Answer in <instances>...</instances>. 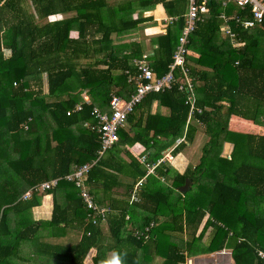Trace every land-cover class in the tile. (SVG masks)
<instances>
[{
  "label": "trees",
  "instance_id": "trees-1",
  "mask_svg": "<svg viewBox=\"0 0 264 264\" xmlns=\"http://www.w3.org/2000/svg\"><path fill=\"white\" fill-rule=\"evenodd\" d=\"M222 3L223 0H212L209 16L197 24L188 44L187 66L199 82L194 86V106L201 110L192 117L204 124L211 136L199 164L170 177L169 170L163 172L164 167H157V175L172 178L171 186L161 184L154 175L146 177V169L124 146L139 143L149 153V164H155L175 139L184 134L185 140L191 142L196 133L194 123L186 124L190 111L186 90L180 92L177 84L170 90L146 95L127 119L130 132H119V140L85 179L94 202L108 206L110 213L115 210L106 222L98 220L93 225L86 221L87 210L77 188L63 178L54 189L42 194L52 193L55 197L59 191L64 193L62 204L55 200L48 223L60 232L52 230L51 237L61 236L67 228L82 232L77 245L48 247L49 254L62 261L60 264H84L91 249L96 251L93 264H103L110 251L119 256L122 264H153L156 257L162 259L161 264H184L185 254L192 253L194 247L203 249V254H212L226 246L229 236L236 241L232 250L234 264H264L258 256L259 251L264 253V136L228 131L231 116L264 127V20L249 30L230 21L235 41L241 43L233 47L228 40L219 39V16L224 12L230 17L235 14L249 19L251 8L240 10L234 4L224 8ZM158 4L168 18L177 17L166 27L165 34L151 40L156 46L150 58L151 68L157 77H162L172 62L187 0H139L140 9ZM128 8L124 5L111 9L107 0H0V239L10 235V211L20 217L38 204V194L22 201L26 191L64 177L72 165L97 158L98 134L83 127L92 118V106L109 110L113 95L128 100L134 92L128 79L137 75V69L131 61L142 57L145 45L130 42L125 45L128 52L124 55L111 36L125 34L153 19L117 18L118 12H127ZM57 15L66 16L56 20ZM74 29L79 33L77 40L69 36ZM175 75L180 77L179 72ZM43 76L46 94L42 93ZM71 79L78 83L79 92L62 93ZM83 91L92 98V105L66 116L82 102ZM153 101H159L167 115H150ZM26 103L29 108H25ZM46 115L53 123L49 130ZM30 117L33 120L29 130L23 132L21 127ZM48 141L55 145H48ZM227 142L233 144V150L230 157L221 158ZM180 149L178 146L174 154ZM142 178L145 182L139 187L137 203L129 205L128 200L119 202L114 198L115 189L123 187L128 199ZM186 179L192 186L181 194L176 190ZM137 210L140 218L135 217ZM151 222L155 226L148 239H137L134 232L142 231ZM105 223L112 247L99 227ZM131 223L135 230L128 231ZM17 224L22 227L12 237V246L0 244V264H10L9 258L20 242L35 234L34 224L27 220H18ZM208 228L213 236L203 246L201 239ZM184 232L191 237L186 244L179 237Z\"/></svg>",
  "mask_w": 264,
  "mask_h": 264
},
{
  "label": "crops",
  "instance_id": "crops-1",
  "mask_svg": "<svg viewBox=\"0 0 264 264\" xmlns=\"http://www.w3.org/2000/svg\"><path fill=\"white\" fill-rule=\"evenodd\" d=\"M107 4L111 9H117V8L124 6V5H125V7H129L128 8L129 10L127 9L128 10L127 12H124V13L118 12L117 13V18H122V20H126V19L136 20L139 17H143V18L151 17L153 19L150 22L141 23L140 25H138V27L136 29L129 31V32H126L125 34L124 33L121 35L113 34L111 36V38L113 40V44L114 45H120L119 47L122 50L121 53H123L124 55L128 52V48L125 45L130 43V42L136 41L139 43H143L145 45V51H144L143 55L150 54L152 56L153 50L156 49V46L151 44L152 38H154L157 35L165 34L166 27L169 25L168 23H166V19L168 17L166 15L162 5L158 4V5L152 6V8H150V9H144V8L140 9L139 0H107ZM228 5H230V4H228ZM227 6H225V8ZM186 7H187V5H186ZM235 8H236V6H235ZM64 16H66V15H57L56 20H60ZM183 17H184V15H183ZM207 17H205L204 19H206ZM219 19H220V17H219ZM53 20L54 19H48V21H53ZM223 27H224V22L222 21V23L219 27V34H218L219 39L220 40H228L230 42V40L228 38H225L223 35V32L221 30ZM69 36L71 39L77 40L79 38V33L77 30L74 29V30L70 31ZM177 43H178V40H177ZM177 43H176V45H177ZM230 44H231V42H230ZM196 56H197V54H196ZM193 57H195V56H193ZM135 61H139V59H137V60L134 59L131 62L134 64ZM150 62L152 63L151 60H150ZM125 73L128 74V72H125ZM138 74L139 73L137 71V75H135V76L130 75L129 76L128 83H130L131 85L133 84L132 85L133 87H135L134 86L135 85V79L134 78L137 77ZM42 80H43L42 81V93L46 94L47 93V84H46L45 76L42 77ZM195 80L196 79L194 78V86H195V84L196 85L199 84V82L197 80L196 81ZM14 86H15V84H14ZM65 90H66V92L72 91V92L77 93V91L79 92V85L74 79L68 80V83L62 89V93L65 92ZM80 98L82 99V102L76 104L74 106L73 110H69L68 112H66V116H70L71 113L72 114L73 113H79V112L81 113V110L75 111L76 106L80 105L81 109H82V106L92 105V98L87 93V91L81 92ZM186 103H188V102L186 101ZM189 106H190V104H189ZM25 108H29L28 103L25 104ZM94 108H99V107L95 106V105L92 106L91 117H92V110ZM100 109L101 108H99V110ZM190 109H191V106H190ZM101 110L104 113H109L110 108L108 110V107H106V109H101ZM167 113H168L167 109L162 107L160 105L159 101H153L152 102L150 110H149L150 115H152V116H164V115H167ZM192 116H193L192 113H190V111H189L188 119H187V123H186L187 125L191 124V123L195 124L196 133H195V136L192 139V141L189 142V141L185 140L184 134L180 138L175 139L174 143L169 148H167V150L162 152V157H160L156 161V163L159 162L157 164L156 163L155 164H149V162H148L149 153L145 149V147H143L139 143H136L131 147L130 146H124L125 149L128 151V153L137 161V163L146 169V171H147L146 177L149 175H154V177L161 184L166 185V186H171L172 178L166 179L162 176L157 175L155 173V169L157 167H164L165 169H163V172H166V170H169L168 177H170V176H174V174H177V173L179 175H182L188 169L193 170L199 164V160L203 154V149L207 145V143L209 142L211 136L209 135L208 130L206 129L204 124H202L201 122H199L198 120H196ZM92 118L90 121H86L85 123H83V127L96 132L94 129H92V127H94L96 125L95 119L93 118V120H94L93 121ZM44 119H46V121H47V125H46L47 129L49 130L50 128H53V123H52L51 119L49 118V116L48 115L44 116ZM32 120L33 119L30 117V118H28L27 122L22 125L21 130L23 132H25L26 130H29V123L32 122ZM242 124H247L248 126L244 127ZM123 131L125 133L130 132L128 122H126V125H125ZM228 131L240 133V134L255 135L257 137L264 136V128L263 127L257 126L250 121L244 120V119H242L240 117H236V116L230 117L229 122H228ZM197 137H200L198 142H197V140H198ZM98 138H99V135H98ZM37 140L39 141V138H37ZM98 140H100V139H98ZM179 140L181 142L177 143V141H179ZM49 144H51L52 147L55 145V143L51 142V141L50 142L48 141V145ZM194 144H196V145L194 146ZM178 146H180L181 149L174 154L175 149ZM232 150H233V144L228 143V142L224 143L220 157L226 158L227 157L226 155L230 156V153ZM13 158H15L14 154L11 155V159H13ZM123 158L127 160V157L123 156ZM90 162H92V161H90ZM90 162H87V163H90ZM84 164H86V163H84ZM78 166H81V165H72V167H71L72 169L68 174L72 173L74 168L78 167ZM152 167H154V168H152ZM145 178H142L141 180H139L134 185L128 199L126 197V193H124L125 189H123V187L115 189V192L113 194L114 198L119 202H121L123 200H126V201L128 200L129 205H131L133 203H137L139 201V191H140L139 187L142 185V183L145 182ZM186 180H189V179H186ZM184 184H185V182H184ZM191 186H192V182H190L188 189ZM180 188H178L176 190L179 193H181L179 191ZM193 188H194L193 189V192H194L196 190V188L195 187H193ZM35 194H38L39 201H41V202H38V204H36L32 208H30L27 215L24 214V215H21L19 217V215L16 214L14 211L9 212V222H10V229H11L10 235H8V237H5L3 235L0 239V244L12 246V237H14V236H12V228L17 227V226H19V227L15 228V229L20 228V225L17 224L18 219H24V220H27V223H30L32 225L34 224L32 229L34 230L35 234L31 238H29L26 242H32V240L34 238H36V236L39 239L36 242V244L34 245V247L33 248L31 247L32 250H30V248H28L27 246H24L23 247V250H25L24 254H21L20 256L18 254L13 255V256L11 255V257L9 258L10 264H12V263L13 264H29L32 259H34L33 263L37 259L34 264H44V263L45 264H53V262H56L57 257L53 256L52 253H51L52 255L49 254V252H48L49 248L48 247L52 248V246H55V245H62V246L77 245L81 240L82 232L80 230H76V229H72V228H67L66 231H64V233L62 232L63 234L60 236L61 238H57L54 242H52L51 240L45 239L44 236L47 234L45 232H44L45 233L44 235H42V233H39V232H41L40 230H42V228H44V227H46L49 230V236H50V232L52 230L60 232L59 228L54 229L51 225H48V223L51 222V220H52V216L54 213V203L56 201H58L60 204H62L63 203L62 199H63L64 193L62 191H59V192L55 193V197L52 193L49 195H42L43 193L42 194L41 193H35ZM181 194H183V193H181ZM23 195L21 197L22 201H27V200L23 199ZM78 195H79V190H78ZM41 196H43L42 199H41ZM173 196H175V195H173ZM103 206H106V205H103ZM114 213H115V210H112V213H110L109 216L113 215ZM135 213H137V214H135V217L140 218L139 210H137V212H135ZM109 216L107 219H109ZM16 218H18V219H16ZM207 218H208V215L205 216L200 227L198 228V230L196 232V237L199 236ZM126 220L129 222V216L126 217ZM151 223H153L155 226L154 222H151ZM99 227L101 228V231L103 232V234L106 238V243L112 247L113 242L108 238V235H107L108 224L107 223L101 224ZM104 227H105L106 231H103ZM127 230L128 231L129 230H135V228L132 226V223H131V225L129 224L127 226ZM212 236H213V231L211 228H208L202 236V239H201L202 245L207 246L209 244ZM179 237H181L183 239V242H184L183 244L189 243L191 241V237L189 236L188 232H184V234L179 235ZM63 241H64V243H63ZM235 244H236L235 239L232 238V236H229L228 240L226 242V246L221 251L215 252L213 254H203V251H202L203 249L200 248L198 250V247L197 248L194 247L195 250L192 253H190L188 255H187V253L185 254L184 264H195L196 262H199L202 264V263L206 262L205 260L210 262L211 259H215V258H217V260L215 262L211 261L210 262L211 264H234V261L232 258V250H233V247L235 246ZM92 251L94 252V254L90 255ZM25 254L27 257H25ZM88 254L91 258V264H93L92 259L96 255L95 249H91L88 252ZM88 254L86 257H88ZM213 255H216V257ZM113 256H115V253L113 251L107 252V254H106L107 259H109ZM29 257H31L32 259H30ZM11 258H13V260H11ZM58 261L59 262L56 264H60L62 262L59 259H58ZM153 261H154L153 264H161L162 263V259L158 258V257L154 258Z\"/></svg>",
  "mask_w": 264,
  "mask_h": 264
},
{
  "label": "built area",
  "instance_id": "built-area-1",
  "mask_svg": "<svg viewBox=\"0 0 264 264\" xmlns=\"http://www.w3.org/2000/svg\"><path fill=\"white\" fill-rule=\"evenodd\" d=\"M211 2L212 0H187V7L183 17V28L173 52L172 63L169 65L168 72L164 76L157 77L155 75L151 68L150 54L142 55L139 61H135L133 64L139 74L134 78L135 89L129 96V99L126 100L113 95L110 100L109 113H104L98 108L92 110V117L95 119L96 124L92 129L97 132L100 139V148L97 151V158L90 163L75 167L72 173L66 175L63 179L72 183L79 190V197L87 210L86 221H91L93 225H95L98 220L101 223L106 222L110 214V209L108 206L99 205L94 202L85 179L96 162L119 140V132L124 129L129 115L133 113L135 107L142 102L144 97L150 93L170 90L172 86L178 84V90H186L188 94L187 102L191 106L190 113L201 112V110L196 109L194 106V78L190 75L186 59L189 54V38L194 33L197 24L202 22L203 19L209 15V6ZM228 4H234L240 10L248 6L251 8L252 17L249 19H241L237 15L230 17L225 13H221L219 16L224 22V27L221 29L224 37L228 38L234 47H239L241 43L235 41L236 35L231 30L230 21L234 20L245 30L253 29L255 26L260 25L264 20V0H223L222 6L224 8ZM176 21L177 17H169L166 19V23L168 24H172ZM177 72L180 74L178 78H176L175 75ZM80 110L81 106H76L75 111ZM180 142V140L177 141V143ZM61 179L62 177L53 178L34 186L24 193L23 199L29 200L35 193L42 194L54 189ZM152 228H154V224L150 223L145 226L142 231L136 230L134 235L137 239H148V234ZM258 256L264 260L263 252L259 251Z\"/></svg>",
  "mask_w": 264,
  "mask_h": 264
},
{
  "label": "rangeland",
  "instance_id": "rangeland-1",
  "mask_svg": "<svg viewBox=\"0 0 264 264\" xmlns=\"http://www.w3.org/2000/svg\"><path fill=\"white\" fill-rule=\"evenodd\" d=\"M264 128V127H263ZM198 138V140H197V142L199 141V139H200V137H197ZM196 144H194V146H195ZM201 154V153H200ZM224 154V153H223ZM227 157L226 158H228V157H230V156H228V155H226ZM198 159V158H197ZM199 162H200V160H199ZM239 164V163H238ZM194 189V188H193ZM42 197L43 196H41V199H42ZM40 199V200H41ZM39 202H41V201H39ZM16 219H18V218H16ZM15 219V220H16ZM18 220H20L21 221V219H18ZM17 221V220H16ZM19 226H17V227H13L12 228V233H13V236L15 235V233L16 232H18V230L19 229H15V228H18ZM21 227H22V224H21ZM20 227V228H21ZM41 232H39V233H42V235H44L45 233L48 235H45L44 236V238L45 239H48V240H51L52 242H54L57 238H61L60 236H56V237H51V236H49V230L46 228V227H44V228H42V230H40ZM103 231H106V229H105V227L103 228ZM45 232V233H44ZM38 237L36 236V238H34L33 240H32V242H26V241H23V242H20V244H19V246L16 248V252H15V254L14 255H21V254H24L25 253V250H23V247L24 246H27L28 248H30V250H32V248L34 247V245L36 244V242L38 241ZM63 243H64V241H63ZM32 247V248H31ZM94 254V252L92 251L91 252V254L90 255H93ZM213 254V253H212ZM213 256H215L216 257V255H213ZM25 257H27L26 256V254H25ZM30 259H32L31 257H29ZM211 259V258H210ZM11 260H12V258H11ZM33 260L34 259H32L31 260V262L29 263V264H34L35 262H36V260L34 261V263H33ZM217 260V258H215V259H211L210 260V262L211 261H216ZM206 262H204V263H202V264H211L210 262H208L207 260H205ZM53 262V261H52ZM59 261H58V259H56V262H53V264H56V263H58ZM45 264V263H44ZM84 264H91V258H90V256H89V254H88V257H86V259L84 260ZM195 264H201V263H199V262H196Z\"/></svg>",
  "mask_w": 264,
  "mask_h": 264
},
{
  "label": "clouds",
  "instance_id": "clouds-1",
  "mask_svg": "<svg viewBox=\"0 0 264 264\" xmlns=\"http://www.w3.org/2000/svg\"><path fill=\"white\" fill-rule=\"evenodd\" d=\"M103 264H122L118 255H115L109 259L103 261Z\"/></svg>",
  "mask_w": 264,
  "mask_h": 264
},
{
  "label": "water",
  "instance_id": "water-1",
  "mask_svg": "<svg viewBox=\"0 0 264 264\" xmlns=\"http://www.w3.org/2000/svg\"><path fill=\"white\" fill-rule=\"evenodd\" d=\"M190 185V181L189 180H185V184L179 189V191L181 193H184L188 190V186Z\"/></svg>",
  "mask_w": 264,
  "mask_h": 264
}]
</instances>
